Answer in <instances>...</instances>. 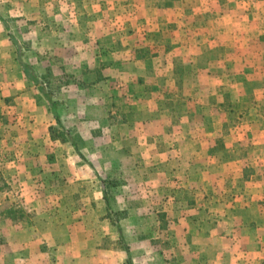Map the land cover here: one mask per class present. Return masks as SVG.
<instances>
[{
  "label": "rangeland",
  "instance_id": "obj_1",
  "mask_svg": "<svg viewBox=\"0 0 264 264\" xmlns=\"http://www.w3.org/2000/svg\"><path fill=\"white\" fill-rule=\"evenodd\" d=\"M3 39L12 43L29 88L48 106L54 141L71 137L57 116L65 114L68 86L91 88V79L103 77L95 72L113 64L116 53L149 60V66L140 65L146 75L134 78L144 90L155 88L166 109L162 116L175 144L165 167L172 176L153 200L140 194V204L153 209L143 214L141 233L129 238L125 231L132 234V225L120 226L128 211L116 209L115 187L129 181H103L108 209L93 232L107 234L103 248L114 251L104 264H178L167 249L178 241L173 242L179 230L173 220L192 242L198 234L204 247L227 253L219 264L264 252V0H0ZM130 43L136 49L127 48ZM156 58L169 63L151 65ZM155 69L159 78L151 75ZM131 79L125 74L123 82ZM84 163L81 158L71 167ZM61 168L68 170L65 163ZM59 180L64 210L71 201L89 204L87 189L73 194L69 179ZM6 187L0 178V191ZM17 202L13 197L0 205V228L3 217L30 226L43 207L21 209Z\"/></svg>",
  "mask_w": 264,
  "mask_h": 264
},
{
  "label": "crops",
  "instance_id": "obj_2",
  "mask_svg": "<svg viewBox=\"0 0 264 264\" xmlns=\"http://www.w3.org/2000/svg\"><path fill=\"white\" fill-rule=\"evenodd\" d=\"M127 48L134 50L136 45L130 43ZM115 59L113 64H102L95 72L103 76L100 81L91 76V88L81 89L77 84L67 87L65 114L57 112V116L63 126L72 130L71 137L68 141H54L49 135L53 116L48 106L44 100L36 98L35 89L29 88L28 79L13 56L12 43L7 39L0 42V98L3 97V101L0 99L3 115L0 119V178L7 184L6 189L0 191V205L14 197L21 209L35 210L43 206L30 226L12 217H3L0 264H104L105 257L113 255L114 251L103 248L107 234L102 235L98 230L94 233L93 225L107 214L104 197L107 185L103 182L106 179L129 181L115 185L120 192L116 209L128 211L120 224L122 228L132 225V234L125 231L126 237L141 233L143 214L153 209V204H140V194L146 197L149 194L153 200L155 193L164 187L166 178L171 175V170L165 166L170 162L175 141L167 133L170 127L162 116L166 109L157 90H144L134 78L146 75L140 65H147L149 60L138 56L125 58L118 53ZM159 62L156 58L151 65L161 66L169 60L164 58ZM124 66L131 72L126 73ZM157 71L155 69L151 75L158 74ZM160 73L155 77L159 78ZM125 74L131 76V82H123ZM138 82L143 81L138 78ZM7 98L9 103H6ZM81 158L85 163L73 169L71 165ZM43 162L46 169L38 167V163ZM63 163L68 170L61 168ZM60 177L69 179L73 194L79 192V187L87 189L89 204L71 201L64 210L58 197ZM85 177L87 180L81 182ZM42 202L47 203L40 204ZM262 215L264 218V212ZM173 222L179 226L173 242L178 241L167 249L178 264H219V260L225 259L227 253L221 254L213 246L209 247L210 244L204 247L200 243L202 236L198 234L192 242L183 226ZM171 233L168 235L172 239ZM211 256L212 263L209 262ZM243 258L247 260L237 264H263L264 252L253 251Z\"/></svg>",
  "mask_w": 264,
  "mask_h": 264
},
{
  "label": "trees",
  "instance_id": "obj_3",
  "mask_svg": "<svg viewBox=\"0 0 264 264\" xmlns=\"http://www.w3.org/2000/svg\"><path fill=\"white\" fill-rule=\"evenodd\" d=\"M107 189V188H106Z\"/></svg>",
  "mask_w": 264,
  "mask_h": 264
}]
</instances>
